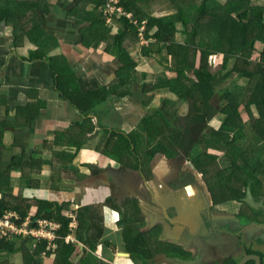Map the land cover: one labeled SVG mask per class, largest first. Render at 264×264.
Masks as SVG:
<instances>
[{
  "label": "crops",
  "instance_id": "crops-1",
  "mask_svg": "<svg viewBox=\"0 0 264 264\" xmlns=\"http://www.w3.org/2000/svg\"><path fill=\"white\" fill-rule=\"evenodd\" d=\"M80 1L0 0V199L4 196L8 203L14 204L20 198L21 205L28 206V213L32 216L37 213L38 201L47 200L66 205L63 216L72 220L69 226L71 234L65 238L61 236V241L77 245L78 254L72 258L74 264L84 258L80 252L84 246L78 242L75 234L78 221L81 225L90 222L104 225L106 240L116 233L115 225L119 221L116 209L119 204H126L128 200L132 210L127 216L141 219L135 211V205L131 203H137V200L128 198L133 196V188L144 195L148 187L146 177L151 179L149 173L152 170L147 163L153 152L149 150L152 146H146L151 145L154 139H148L147 131H164L169 134V131L176 130L183 133L188 128L196 130L203 123H206L204 129L219 125L216 116L206 122L193 120L195 112H190L191 100L169 89L177 86L181 88L178 91L187 97L197 95L196 91H185L183 83L193 85L201 76L198 73L195 75V68L199 67V52L194 63L186 58H172L166 44L159 43L156 38L146 37L150 29L145 15L158 16L173 12L168 1L145 2L142 6L145 10L144 18H130L136 24L137 35L135 37L129 33L123 45L135 65L129 81L123 84L118 71L124 69L126 64L117 57L113 51L114 46L107 50L105 41L97 47L84 43L82 29L89 21L78 20L85 18L94 4L86 0V6L82 7ZM106 3L98 11L102 12L112 34H116L120 29L118 25H112H115L117 17L112 15V21H109L111 25L108 23L109 17L104 12ZM129 12L134 17V12ZM178 27L182 29L181 24ZM175 42L192 45L189 34L182 30L177 32ZM50 55L60 57L59 63H55ZM231 60L234 59H229L228 68L232 64ZM190 64H194V68H188ZM180 67L186 70L188 77L182 83L176 82L178 71L182 69ZM206 67L217 73L212 96L217 109L222 105L220 95L224 90L241 95L242 80L237 81L236 74L221 78L224 71L218 72L220 58L219 63H206ZM74 77L78 80L76 83H73ZM74 86L80 88L82 93L100 88H110L112 93L107 95L102 91L101 95L81 97L83 104L96 102L90 112L82 113L64 95L67 89ZM135 129L140 132L135 139V144L140 145L139 154H133L137 152L134 144L132 151L119 153L116 145L123 149L117 143L121 136L119 134L132 138ZM234 132L225 127L223 136L226 139L238 138L240 134ZM205 138L203 135L185 142V145L191 147L188 153L194 156L200 140ZM239 139L242 143L250 140L243 136L238 138L237 144ZM256 142L257 151L264 149V142ZM213 152L210 150V153ZM135 157L139 166L134 164ZM122 173L125 176L128 173L129 183L133 185H122ZM138 198L142 200L141 205L146 211L148 205L145 198ZM84 209L88 213L77 217L78 211ZM188 209L191 208L188 206ZM236 212L231 208L225 210L224 215L234 217ZM184 220L192 221L196 233L197 248L193 254L195 262L207 259L211 250L214 256L212 260L227 259L232 264H238L244 258V252L251 256L263 250L255 240L264 234L249 225L255 221L246 216L239 217L241 225H249L243 228L245 234L241 237L238 235L240 230L236 220L219 221L211 225L202 221L201 213L194 219L190 214L178 219L176 217L171 222L174 227L162 234H167L169 238L184 235L180 228ZM226 222H231V235L220 230ZM68 237L71 239L67 241ZM242 239L250 245L247 249L243 248ZM130 247L131 252L147 255L144 254L147 252L143 241L130 243ZM2 254H5L3 258L6 259L0 257L3 262L17 257V262L23 264L19 253ZM53 257H50L49 262L47 258L43 259V264H54ZM116 264L126 263L120 258Z\"/></svg>",
  "mask_w": 264,
  "mask_h": 264
},
{
  "label": "trees",
  "instance_id": "trees-1",
  "mask_svg": "<svg viewBox=\"0 0 264 264\" xmlns=\"http://www.w3.org/2000/svg\"><path fill=\"white\" fill-rule=\"evenodd\" d=\"M107 0H89L94 4L93 13L90 10L85 14V18L78 20L79 22L89 21V24L82 29L84 43L89 46L94 43L96 46L102 41L107 43L106 49L114 46V52L117 57L126 64V67L118 71L120 82L123 84L129 81L132 70L134 69V61L130 60L128 49L123 45L125 37L129 33H133L136 37V24L132 19L122 16L117 18V25L120 29L116 34H112L111 30L105 23L102 12L98 11L99 7L103 6ZM126 11L134 12L135 18H144L145 10L140 4L150 0H120ZM169 2L173 12L162 15H149L148 27L150 31L146 33V37L156 38L159 43L166 44L167 52L170 57L193 62L199 52V67L195 68V75L200 74L199 79L193 85L185 84V91H196L197 95L187 97L181 93V88L175 86L169 87L178 93L182 98L191 100L190 112H195L193 120L199 122H206L208 119L216 116L219 120V125L216 128L204 129L206 123L202 127L198 126L196 130L189 128L181 131H169V134L164 131H147L148 139L153 140L150 152L156 153L160 150H167V146L173 143L185 145L190 139H196L201 136L206 138L200 140L203 142L201 155L193 159L194 166L205 173L210 175L211 162L215 154L222 153L223 151H232L240 154L239 149L242 145L237 144L238 138L247 136L250 144L253 143V136L264 138V133L261 132L259 127H264V4L253 3L251 0H166ZM78 15V14H75ZM149 15V16H148ZM139 19V20H140ZM179 24L182 29H179ZM191 27V28H190ZM188 33L192 45L176 44V34L178 31ZM217 52L220 54V68L219 71H224L221 78L228 74H236L237 81L240 79L246 80V87H243L242 96L245 98L241 101V96H237L228 90H224L220 95L222 105L217 109L216 105L212 102L214 94V82L217 79V73L212 72L206 67L207 56L210 53ZM219 58L217 63H219ZM233 58L231 66L228 68V61ZM52 59V58H51ZM194 68V64L187 66ZM182 68V67H180ZM199 70V72H198ZM73 73V72H70ZM73 74H70L72 76ZM186 70L181 69L178 71L176 82L182 83V80L187 79ZM169 81L168 83H170ZM245 89V90H244ZM180 90V91H178ZM102 91L107 95L112 93L110 88H100L87 93H82L80 88L72 87L64 92L66 99L72 104L76 105L82 113H88L93 109L95 103L83 104L81 97H90L91 95L99 94ZM192 96H196L193 99ZM102 99V96H100ZM242 97V98H243ZM103 100V99H102ZM254 105L256 110H252L251 106ZM257 118L253 115V112ZM254 116V117H253ZM144 118V122H145ZM249 127L246 128V126ZM225 127L243 133L237 137L226 139L223 136ZM112 135L114 133H111ZM139 130L132 131V138L124 134L117 140V143L122 146L120 149L117 146V151L122 153L124 151H137L140 145L135 144L136 135L139 136ZM182 135V137H179ZM164 143V144H163ZM227 145V149L223 147ZM230 145V146H229ZM166 146V147H165ZM165 147V149H164ZM175 149L171 148V152ZM214 151L213 154L210 153ZM251 150V148H250ZM258 150V148H257ZM248 152V151H247ZM152 153V156H153ZM224 153V154H225ZM229 154V153H228ZM243 153H241L242 155ZM168 167L164 164L157 168V173L160 179H163ZM250 179L252 176H246ZM137 209L136 201H131ZM16 211L17 214L24 220L27 217L28 206L21 205V199H16L14 204H10L3 196L0 199V217L3 216L5 211ZM66 210V205L59 204L58 202H48L47 200L37 202V213L34 214L32 221L37 219H46L60 223L62 226L61 235L63 238L71 234L69 228L72 220L63 216V211ZM78 221V220H77ZM79 223V221H78ZM77 230V240L83 246H88L94 250L97 245V239L93 240L92 234L89 232L82 233V227L79 223ZM29 230L37 229V226L31 224ZM140 246L143 244L140 243ZM130 244H127L128 252H131ZM0 252L13 254H21L23 264H43V255L47 258L52 256L51 253L46 251V243L42 240H37L30 236L24 238L16 236L11 241L0 239ZM77 245L65 243V241L57 242V249L54 254V264H74L72 258L77 256ZM89 256V255H88ZM146 259L148 255H144ZM93 257L85 260L80 258L76 264H92ZM2 264H9L8 262H1ZM97 264V262H93Z\"/></svg>",
  "mask_w": 264,
  "mask_h": 264
},
{
  "label": "flooded vegetation",
  "instance_id": "flooded-vegetation-1",
  "mask_svg": "<svg viewBox=\"0 0 264 264\" xmlns=\"http://www.w3.org/2000/svg\"><path fill=\"white\" fill-rule=\"evenodd\" d=\"M184 146L176 143L169 144L167 147L165 146L167 150L153 153L147 163L152 172L149 173L151 179L146 177L148 180L147 198H145L148 205L146 211L141 205L142 200L136 197L138 210L135 209V211L141 219H131L127 216L132 210L130 202L127 200L126 204H119L116 209L119 215V221L115 225L116 233L108 239L104 240V225L100 226L96 222L81 225L82 233L89 232L92 234L93 240L97 239L94 250L88 246L81 249L80 252L85 260L89 259L91 255L93 257L92 264L95 261L97 264H116L120 258L126 264H232L227 259L212 260L214 256L211 250H209L210 254L207 259H203V262H195L193 254L197 248L195 242L197 240L194 228H192V221L184 220L181 223L180 228L185 233L182 236L169 238L166 237L167 234L162 233L166 232L168 228L174 227L171 223L173 219L176 217L178 219L186 214H190L194 219L201 213L202 221L211 225H215L219 221H239V217L244 218L245 216L252 221H264V176L256 171L250 179L241 178L238 180L234 171L232 177L227 178L226 181L221 180L224 175L219 172L230 166L228 161L230 151L214 155L209 176L208 173L200 171L194 166L193 159L198 155L193 156L188 153L187 158L191 161L194 169L184 168L178 159ZM197 147L202 152L203 146L198 145ZM223 147L228 148L227 145H223ZM171 148L175 150L171 152ZM258 152L260 155H264V149H260ZM222 157H225L226 160L222 161ZM162 164L166 165L168 170L163 179H160L157 170L154 169ZM240 167L242 166H236V168ZM187 187L191 189L188 191ZM224 196L232 199V205L223 203L222 197ZM128 199L135 198L132 196ZM237 203L238 206L233 208V205ZM93 204L96 206V203ZM188 206L191 209H188ZM231 208L237 211L235 216L224 215L225 210ZM86 209L84 211H80V209L77 217L82 213L87 214ZM183 225H185L184 228ZM78 226L79 223L76 226L75 234L79 229ZM138 241L145 243V252L147 253L144 254L149 256L148 259L138 252H128L127 244ZM242 246L247 249L246 247L250 245H247L242 239ZM255 255L259 258V264H264V249L259 250ZM245 262L243 261L241 264H254L253 261Z\"/></svg>",
  "mask_w": 264,
  "mask_h": 264
},
{
  "label": "rangeland",
  "instance_id": "rangeland-1",
  "mask_svg": "<svg viewBox=\"0 0 264 264\" xmlns=\"http://www.w3.org/2000/svg\"><path fill=\"white\" fill-rule=\"evenodd\" d=\"M220 1H224V0H220ZM253 1V3H257V4H264V0H251ZM87 2L86 0H82L79 2V5L84 7L86 6ZM90 5V4H89ZM88 5V6H89ZM141 6H143V4H140ZM106 6V5H105ZM120 7V11H116L114 13H112L109 18H108V23L109 21H112L111 20V16L112 15H115L117 18H120L122 16H126L128 18H133V14L131 12H126L123 8V5H120L118 6ZM89 9V8H88ZM91 11V13H93V9H89ZM105 21V20H104ZM106 22V21H105ZM117 20L115 21V25H112L113 27H115L117 25ZM110 24V23H109ZM111 25V24H110ZM191 28V27H190ZM104 42V41H102ZM89 46H95L97 47L94 43H91V45ZM51 56V55H50ZM51 58L53 59V61L55 63H59V59L60 57H53L51 56ZM232 61V60H231ZM237 77V76H236ZM78 80L76 77L73 78V83H76ZM241 91H243V87H246V80L242 79L241 81ZM243 86V87H242ZM245 90V89H244ZM241 93V92H239ZM244 93V92H242ZM241 93V95H242ZM240 95V96H241ZM241 96V101H244L245 98ZM251 109L252 110H256V107L254 105L251 106ZM253 112V111H252ZM253 115L256 117V115H258V113L256 114L255 112H253ZM253 116V117H254ZM249 127V125L246 126V128ZM259 129L261 130V132L264 133V127H259ZM234 133H237V132H234ZM239 133H243L242 130L238 131V134ZM229 133H227L226 135H228ZM263 139L264 138H260V137H255L253 136V143H256V141H258V144L263 142ZM201 142V141H200ZM203 142L200 143V145H202ZM239 145H242V147L239 149V152L240 154H237L236 152H229V158H228V161L230 162V166L224 168L223 170H221V172L219 173H222V175H224V177H222L221 180L223 181H226L227 178H230L234 175V171H235V175H236V178L238 180H240L241 178H244V179H247L246 176H254V173L256 171H259L261 173V176H264V155H260L259 152L257 151V145H253V144H250L249 142L247 141H244L242 143L241 139H239ZM191 147L189 145H185L184 146V150L182 151V154L180 155V157L178 158L180 161H181V165L182 167L184 168H189L190 167V170L191 169H194V167L192 166L191 164V161L187 158V154H188V151ZM251 148V150H250ZM140 148H138L137 152H133V154H139L140 152ZM248 151V152H247ZM200 148L197 147V150H195L194 154L195 155H200ZM241 153H243V155H241ZM219 155V154H218ZM226 160L225 157H222L221 160L223 161ZM93 164H97V163H93ZM134 164L136 166H139V163L137 161V158L135 157V160H134ZM236 166H242L240 168H236ZM235 169V170H234ZM128 170V169H127ZM126 172V171H124ZM128 175V173H127ZM125 176L124 173H122V185L124 186H130L131 183H129V177L128 176ZM141 181V179H140ZM131 192L133 193V196H135V200H137L138 197H143V198H147V195H146V192L144 195H141L138 193V191L136 189H132ZM137 197V198H136ZM222 201L225 205H232V199L228 198L227 196H224L222 197ZM238 206V203L233 205V208H236ZM27 216L28 218H30L32 216V214L30 213H27ZM262 249H264V247H262ZM102 254V252L100 251V255ZM3 255L5 254H2V252H0V257H4ZM54 256V255H52ZM17 257H14V259H10L8 261L9 264H22V262H17ZM47 257H45L44 259H46ZM55 257H53L52 260H54ZM4 259V258H3ZM3 259H0V264H2L1 262H3ZM49 259L50 258H47V261L49 262ZM6 260V259H4ZM53 262V261H52Z\"/></svg>",
  "mask_w": 264,
  "mask_h": 264
},
{
  "label": "built area",
  "instance_id": "built-area-1",
  "mask_svg": "<svg viewBox=\"0 0 264 264\" xmlns=\"http://www.w3.org/2000/svg\"><path fill=\"white\" fill-rule=\"evenodd\" d=\"M118 2V0H108L104 8V12L108 17L112 13L122 10L118 7L120 6ZM219 57L220 54L217 52L210 53L207 56V62L210 65H215ZM32 218L33 216L30 218L27 216L22 220L19 214L6 211V213L0 217V239L11 241L16 236H22L24 238L30 236L37 240L44 241L46 243L47 252H55L57 241L62 240L59 234L62 228L61 224L48 220L32 221ZM31 224L37 226V229L29 230L28 228ZM70 239L71 238L68 237L67 241Z\"/></svg>",
  "mask_w": 264,
  "mask_h": 264
},
{
  "label": "water",
  "instance_id": "water-1",
  "mask_svg": "<svg viewBox=\"0 0 264 264\" xmlns=\"http://www.w3.org/2000/svg\"><path fill=\"white\" fill-rule=\"evenodd\" d=\"M190 189H191L190 187H187V190L188 191ZM235 222H237L238 230H240V232L238 233L239 237H241V235H244L245 234L244 231H243V228L246 227V226H249V225H253L257 229H259L258 231H260V232H262L264 234V221H257V222L255 221V222H253V223H251L249 225H245V226L244 225H241V223L239 221H237V220ZM230 223L231 222L223 223V229H220V230H222L221 232H224L225 234L231 235V230L233 228H232V225ZM255 241H257L258 245L264 247V236L259 237ZM243 255H244V258L238 264H241L243 261H246V262L247 261H253L254 264H259V258H258V256H255V255L248 256V255H246L245 252L243 253Z\"/></svg>",
  "mask_w": 264,
  "mask_h": 264
},
{
  "label": "clouds",
  "instance_id": "clouds-1",
  "mask_svg": "<svg viewBox=\"0 0 264 264\" xmlns=\"http://www.w3.org/2000/svg\"><path fill=\"white\" fill-rule=\"evenodd\" d=\"M34 217V216H33ZM37 220H39V219H37ZM40 220H46V219H40ZM49 221V220H48ZM51 222H53V221H51ZM57 223V222H56ZM60 224V223H59ZM62 227V226H61ZM62 229V228H61ZM60 233H61V231H60ZM59 233V234H60ZM61 235V234H60ZM62 236V235H61ZM59 241H61V240H59ZM59 241H57V242H59Z\"/></svg>",
  "mask_w": 264,
  "mask_h": 264
}]
</instances>
